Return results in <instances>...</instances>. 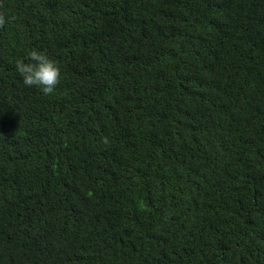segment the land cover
I'll return each mask as SVG.
<instances>
[{
    "label": "trees",
    "instance_id": "obj_1",
    "mask_svg": "<svg viewBox=\"0 0 264 264\" xmlns=\"http://www.w3.org/2000/svg\"><path fill=\"white\" fill-rule=\"evenodd\" d=\"M0 12V264H264V0Z\"/></svg>",
    "mask_w": 264,
    "mask_h": 264
},
{
    "label": "clouds",
    "instance_id": "obj_2",
    "mask_svg": "<svg viewBox=\"0 0 264 264\" xmlns=\"http://www.w3.org/2000/svg\"><path fill=\"white\" fill-rule=\"evenodd\" d=\"M5 24L6 16L0 12V28ZM27 59L28 62L24 59L16 61V70L23 78L25 86L37 87L44 95L53 94L61 82V69L57 62L39 50L30 51Z\"/></svg>",
    "mask_w": 264,
    "mask_h": 264
}]
</instances>
